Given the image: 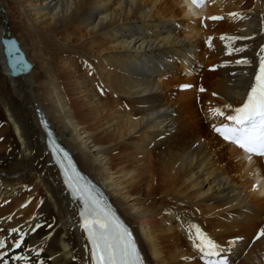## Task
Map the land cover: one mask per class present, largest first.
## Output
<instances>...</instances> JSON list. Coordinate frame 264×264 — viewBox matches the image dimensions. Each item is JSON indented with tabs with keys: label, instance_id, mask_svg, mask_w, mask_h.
I'll return each mask as SVG.
<instances>
[{
	"label": "bare ground",
	"instance_id": "6f19581e",
	"mask_svg": "<svg viewBox=\"0 0 264 264\" xmlns=\"http://www.w3.org/2000/svg\"><path fill=\"white\" fill-rule=\"evenodd\" d=\"M262 1L216 0L198 16H238L199 27L182 0H0V38L15 37L33 65L10 78L0 47V101L18 92L13 109L0 102V201L13 196L0 206V263L91 264L39 107L109 195L144 264H200L193 224L221 255L237 252L234 264H264V165L209 129L250 85Z\"/></svg>",
	"mask_w": 264,
	"mask_h": 264
},
{
	"label": "snow or ice",
	"instance_id": "6c2138e0",
	"mask_svg": "<svg viewBox=\"0 0 264 264\" xmlns=\"http://www.w3.org/2000/svg\"><path fill=\"white\" fill-rule=\"evenodd\" d=\"M196 8L203 7L205 0H190ZM237 17V13H230ZM211 20H222L223 17L212 16ZM225 39V37H221ZM232 39V38H228ZM211 38H209V45ZM240 51V49H236ZM264 52V49H261ZM247 63V61H243ZM237 63H240L238 61ZM187 87V86H185ZM203 91V89H201ZM226 107H231L230 105ZM217 116H224L219 109H212ZM231 126L225 125L214 130L226 141L235 144L249 155L264 157V56L260 57L259 70L255 76V83L251 86L244 103L232 109L226 117ZM80 191L79 188L74 189ZM90 211L85 216L82 227L92 244L93 264H140V257L132 240L131 234L115 219L114 216L99 208V202L91 195L86 199ZM39 227V225H37ZM198 243L195 245L200 251L214 255L217 245L209 239L198 227L193 226ZM15 231V229H13ZM264 236V231L258 234ZM19 247V243L16 245ZM3 247V242H0Z\"/></svg>",
	"mask_w": 264,
	"mask_h": 264
},
{
	"label": "rangeland",
	"instance_id": "374dc122",
	"mask_svg": "<svg viewBox=\"0 0 264 264\" xmlns=\"http://www.w3.org/2000/svg\"><path fill=\"white\" fill-rule=\"evenodd\" d=\"M1 11H3L2 9H0ZM215 28H218V27H215ZM215 28H213L212 30H214ZM15 36H16V34H15ZM200 74V73H199ZM12 83V84H11ZM9 85L12 87V86H14L15 84H14V82L13 81H11V82H9ZM179 91V90H178ZM7 93V95H5L4 96V98L3 99H5L6 100V105H8V107L9 108H11V109H13V107L15 106V102H14V96L13 95H17L18 94V92H15V93H11L10 91H7L6 92ZM9 96H11V98L10 99H7ZM3 99H1V103H2V100ZM5 108H3V110H4ZM0 123H1V127L2 128H4L5 126H6V122L3 120V118L0 116ZM30 190H31V188L30 187H27L26 189H25V191L27 192V193H29L30 192ZM25 205L27 204L26 202L24 203ZM263 209H264V207H263ZM253 241V240H252ZM83 264H84V262H83Z\"/></svg>",
	"mask_w": 264,
	"mask_h": 264
},
{
	"label": "water",
	"instance_id": "95a60500",
	"mask_svg": "<svg viewBox=\"0 0 264 264\" xmlns=\"http://www.w3.org/2000/svg\"><path fill=\"white\" fill-rule=\"evenodd\" d=\"M2 42H3V40H2ZM16 52H17L19 55H21V53H20L18 50H16Z\"/></svg>",
	"mask_w": 264,
	"mask_h": 264
}]
</instances>
